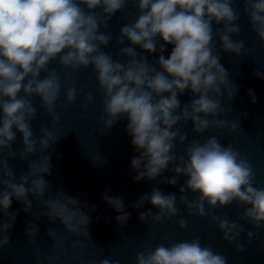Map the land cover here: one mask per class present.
I'll list each match as a JSON object with an SVG mask.
<instances>
[{"label":"clouds","instance_id":"obj_1","mask_svg":"<svg viewBox=\"0 0 264 264\" xmlns=\"http://www.w3.org/2000/svg\"><path fill=\"white\" fill-rule=\"evenodd\" d=\"M128 0H0V213L7 217L0 220V249L10 243L9 229L18 213H9L12 198L24 205L29 212L32 201L29 194L46 209L41 215L49 222L60 220L64 229L77 237H89L88 225L95 211L87 208L79 197L65 195L62 191L54 197H46L50 174V156L39 155L31 160L27 171L18 179L8 165V159L28 160L54 144L60 137H53L47 128H41L40 137H34L30 122L37 113L36 107L26 99L36 95L41 106L51 117L54 125L61 119L56 111L71 106L77 99L78 88L75 72L81 67L92 65L97 73L102 90L103 123L110 129L118 119L127 118V133L131 143L139 152L131 160L135 181L154 180L165 171L175 173L164 177L159 183L175 185L180 176L187 179L180 187V201L188 212L196 216H209L222 230L223 239L236 243L243 225L232 221L227 215L217 216L214 209L235 201L246 207L242 220L264 227V188L253 187L252 165L232 144L222 145L216 135L208 136L203 142L193 139L185 144L187 133L177 125L192 122V132L202 135L213 130L227 129L230 133L242 131L239 121L218 119L232 112L229 106L237 95L238 87L229 78V73L220 63L221 53L226 51L239 56L245 49L243 40H233L239 35V12L231 5L233 0H135L139 15L131 24L120 28L119 44L126 37L131 45L139 46L149 53L161 54L150 64L132 46L120 49L124 59H113L100 51L108 47L111 34L100 33L101 25L107 26L112 15L125 8ZM86 5L89 11L80 7ZM252 30L264 42V0H243ZM101 8L102 13L94 11ZM223 24L213 31L212 22ZM159 36L165 44L174 47L165 58L164 44H158ZM214 37L221 42L219 49L213 45ZM65 73V102L57 105L61 79L55 69H49L50 61L56 60ZM155 65H159L156 67ZM46 72L40 78L41 72ZM255 75L264 78V72ZM23 90L24 95L18 94ZM191 93L192 99L181 104L178 94ZM252 103L257 102L253 90L249 89ZM167 93V95H165ZM226 93V96H225ZM89 93L83 104L91 103ZM226 105V106H225ZM15 127L16 131L13 130ZM22 134L23 147L17 153L12 149L16 132ZM177 144L184 145L183 153L176 152ZM7 150V158H3ZM106 188L102 199L120 213L115 217L123 225L131 213L125 211L120 197L109 196ZM187 191L199 193L189 199ZM148 201L158 209L140 212L139 219L146 223H159L178 214L175 194H164L158 188L142 195L133 208H142ZM207 202L208 209H205ZM82 208L86 210H82ZM181 228L187 226L185 219L177 221ZM38 227L28 222L26 234L34 237ZM55 240V233L49 230ZM249 241L255 233H246ZM58 244H53L55 249ZM83 245L77 240L70 247ZM238 251L245 245L236 243ZM49 262L55 256L48 257ZM137 264H226V257L216 254L210 246H201L200 240L174 242L145 247L136 253ZM89 264H95L90 260ZM99 264H116L103 259Z\"/></svg>","mask_w":264,"mask_h":264},{"label":"water","instance_id":"obj_2","mask_svg":"<svg viewBox=\"0 0 264 264\" xmlns=\"http://www.w3.org/2000/svg\"><path fill=\"white\" fill-rule=\"evenodd\" d=\"M240 14L236 22L240 25L239 35H233V40H243L245 49L237 56L234 53L222 52L220 63L229 73V78L238 87V93L230 102L232 112L227 116L218 119H230L239 121L242 131L230 133L227 129H209L202 135L192 132V122L187 124L181 122L178 127L187 133V144L193 139L203 142L208 136L216 135L219 142L232 146L239 150L252 165L253 187L264 188V78L255 75L256 71L264 72V42L252 30L249 18L244 11L243 0H233L232 5ZM80 7L89 11L86 5ZM94 11L97 15L102 13L101 8ZM139 15L135 0H128L124 9L117 11L108 21L107 26L101 25L100 33L111 34L112 40L108 47L101 46L100 51L109 54L115 59H124L120 54L123 47L132 46L134 50L144 56L150 64H155L161 54L159 51L149 53L139 46L131 45L125 37L124 43L119 44L117 38L120 35V28L125 24H131ZM213 31L222 28L223 24L212 22ZM158 44H164L165 50L162 53L167 58L174 45L165 44L159 37H156ZM213 45L219 49L221 42L214 37ZM159 67V65H155ZM49 69H55L60 74L61 90L56 101L57 105L65 102L64 93L67 85L64 83L67 69L59 64V55L56 60L50 61ZM46 72H41L43 78ZM75 80L78 88L77 99L66 108H57L61 119L54 125L51 117L41 106L40 97L33 95L26 97L37 109L36 116L30 122L34 137H40L43 133L40 129L47 128L52 132L53 137H60L43 153H37L28 160L8 159V165L14 176L18 179L23 175L31 160L39 155L50 156L51 171L45 178L49 184V191L45 198L54 197L57 192L62 191L65 195L79 197L81 204L85 202L87 208L95 206V211L88 212L91 222L88 225L89 237H79L68 233L60 220L49 222L47 217L41 215L44 209L40 202L29 194L28 199L32 201L31 211H23L24 205L12 198L11 206L7 209L9 213H18L14 224L9 229L10 243L0 249V264H50L48 257L55 256L51 264H89L92 260L95 264L103 259H108L116 264H137L136 253L144 250L145 247L155 248L161 244L168 246L174 242L192 241L199 239L201 246H210L212 251L226 257V264H264V227L256 229L254 225L242 220L240 217L246 207L250 205H239L235 201L232 204L217 207L214 212L223 218L227 215L232 221L243 225L236 243L245 245L243 252L238 251L236 243H230L223 239L222 230L209 216H196L188 212L180 201L182 195L180 187L187 179L180 176L175 185L159 183L164 177L171 178L175 175L172 171H165L163 176L154 180L135 181V171L131 170V160L139 156V152L131 143V137L127 133V118L118 119L110 128L105 129L103 123V99L104 95L99 88L97 73L92 65L81 67L75 72ZM249 89L253 90L257 102L252 103L249 96ZM91 93L93 100L85 106L83 101ZM24 95L23 90L18 94ZM167 95V93L165 94ZM226 96V93H225ZM181 104L190 102L191 93L185 91L178 94ZM226 106V105H225ZM16 131L15 127L13 128ZM22 134L16 132V139L12 142V149L19 153L22 149ZM184 145L177 144L176 152L183 153ZM3 158H7L5 150ZM106 188L109 196L120 197L125 205V211L131 213L127 221L121 225L115 217L117 213L102 199ZM153 188H158L164 194H175L177 197L178 214L171 218H165L159 223L144 222L139 219L140 212L158 209L146 201L142 208L136 209L132 205L144 194H150ZM189 199H196L199 193L187 191ZM207 211L208 205L205 202ZM82 210H86L82 208ZM185 219L187 226L181 228L177 221ZM7 217L0 213V220ZM28 222L38 227L34 237L26 234ZM55 233V240L49 236V230ZM255 233L251 241L248 240L247 232ZM79 241L83 246L78 249L70 247L73 241ZM59 246L53 249V244Z\"/></svg>","mask_w":264,"mask_h":264}]
</instances>
